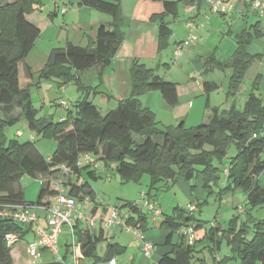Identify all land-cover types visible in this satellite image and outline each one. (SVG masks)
Segmentation results:
<instances>
[{"label": "trees", "instance_id": "trees-1", "mask_svg": "<svg viewBox=\"0 0 264 264\" xmlns=\"http://www.w3.org/2000/svg\"><path fill=\"white\" fill-rule=\"evenodd\" d=\"M159 1L164 10L153 14L150 21L159 23L160 49H164L172 34L166 18H177L181 3L200 5L202 0ZM80 4L112 15L111 26L101 25L95 42L88 47L68 44L63 48H54L40 79H57L62 85L74 83L84 93H98L96 89L86 87L78 73L98 67L99 77L102 78L124 39L122 6L120 0H81ZM42 6V0H0V207L8 203L35 206L37 209L48 207L52 203L50 198L58 194L51 181L59 176L62 165L72 171V177L64 183L66 193L76 199H82L84 195L94 199L88 181H78L83 171H88L89 178L95 179V172L89 170L88 165H78L86 154L96 156L108 168L115 164L114 171L122 183H140L147 174L150 183L146 193L151 200H155L153 191H166L181 177L191 182L201 175L203 189L208 195L213 194L216 187H220V199L231 191L241 190L246 194L247 204L264 206V184L260 180V175L264 173V102L255 91L248 95L242 110L235 105L229 110L211 107V118L207 122L192 127H186L184 122L161 126L156 114L141 104L139 96L148 91H159L164 100L174 107L179 102L178 84L166 80L155 69L134 58L130 68L131 95L119 99L116 108L103 113L92 101L83 99L67 108L61 121H54L49 115L39 117L31 94L34 86L32 72L25 58L40 36V29L26 16ZM263 35L259 22L235 34L237 47L231 57L215 63L216 66L233 68L227 99L236 96L251 64L260 57L251 55L248 46L254 38ZM215 60V56L209 57L210 63ZM23 68L26 83L22 81ZM218 88L215 83H204L208 94ZM207 106L209 108V103ZM21 117L30 130L56 139L57 146L52 156L46 157L31 139L22 140L21 136L7 138V127L16 124ZM232 145H235L237 153L228 158ZM25 175L41 177L45 181L36 202L26 201L24 191L17 188ZM191 186L195 188V184ZM207 201L204 199L196 203L198 209ZM123 206L132 213L127 222L144 233L150 223L148 214L136 201H127ZM244 211L247 214L245 221L241 222L235 216L226 229L211 226L199 238L197 231L208 227L206 222L197 219L195 212L189 209L175 208L161 221V227L170 231L167 243L172 244L174 232L191 225L195 226V241L190 244L187 236L180 233L179 241L172 244L171 252L163 255L159 264H223L226 259H235L238 264H264V217L255 218L246 209ZM82 222L75 220L73 227H69L70 234L73 231L78 261L83 264H108L124 253L125 247L109 243L105 255L99 256L97 247L102 233L96 234L88 227H81ZM33 227V224H20L0 216V264H14L13 248L7 246L6 234L15 232L24 238ZM71 240L65 243L70 253ZM225 240L231 248V255L219 258ZM205 241L208 243L199 249V242ZM205 250L212 255L211 262L199 256ZM62 256L67 261L66 255ZM50 264L65 263L57 260Z\"/></svg>", "mask_w": 264, "mask_h": 264}, {"label": "crops", "instance_id": "crops-1", "mask_svg": "<svg viewBox=\"0 0 264 264\" xmlns=\"http://www.w3.org/2000/svg\"><path fill=\"white\" fill-rule=\"evenodd\" d=\"M13 1L15 0H8V2ZM225 1L234 5L230 13L217 14L212 12L207 0H202L200 5L181 3L179 16L177 18H172V16L166 18L172 34L167 47L160 49L159 23L150 21V17L164 10L162 2L159 0H120L122 6L121 28L124 31V39L112 62L105 68L101 79L98 67H92L78 73L82 83L88 88L96 89L98 93L94 91L84 93L74 83L62 85L59 84L57 79H51L48 81L52 82V84L54 83L59 92V96L53 98L54 106L67 109L62 105V101H66L63 97L67 94L70 86H72L71 84H74L77 89V102L88 99L96 104L103 113L116 108L119 99H124L131 95L132 77L130 68L134 58L140 59L148 68L155 69L166 80L178 84L179 102L174 107L164 100L159 91H148L139 96L141 104L144 107L150 108L156 114V119L161 126L178 125L184 122L186 127H192L207 122L211 118V107L229 110L232 105H235L238 109L242 110L248 95L252 91H255L264 102V35L254 38L249 44L248 52L251 55H260V57L251 64L236 96L229 99L226 97L233 68L216 66L215 63L224 62L231 57L237 47L235 34L258 22L264 33V14L252 10V0ZM42 2L43 6L39 10L26 16L31 23L40 29V36L25 58V63L32 72V82L34 86L40 89L42 88L41 71L45 67L49 54L54 48H63L68 44L88 47L91 43L95 42L99 27L101 25L110 27L113 21L112 15L86 5H81V0H59L58 5L54 0H42ZM63 8H66V12H62ZM187 21L195 22L196 29L194 34L198 40L186 48L181 56L177 57L175 55L177 44L185 40L190 32L186 25ZM212 55L216 59L214 63L209 62V57ZM21 74L23 83H26L24 68ZM205 82L215 83L219 85V88L208 94L204 89ZM52 87L53 85L49 86L47 90H51ZM109 95L112 97L110 98ZM67 103L71 107V103L68 101ZM208 103L209 108L207 106ZM51 113L52 110H50L49 114ZM55 113L57 112L55 111L53 115ZM58 115H60L58 121H61L65 117L64 114ZM18 132L16 136H18ZM30 137L33 140L34 136L31 135ZM100 163V167L98 168H89V170H94L95 179L107 177L111 181L114 176H118L114 168H108L102 161ZM87 172L83 171L82 178L78 181L80 183L83 180L88 181L95 198L92 199L91 196L84 195L82 199L77 198V200L81 210L88 209V214L99 217L106 212L109 206L102 200L98 201L97 192L91 182L92 178H89ZM226 174L227 171L225 170L224 175L226 176ZM195 179L196 184L194 189L191 186L192 181L189 182L181 177L174 185L167 188L166 191L152 192V195L155 197L154 201L163 210V215L157 221L150 220L148 228L144 232L145 237L154 243V251L150 256L145 255L142 248L143 243L132 232L126 231L122 227L106 228L101 222H96L94 225L87 223L89 225L88 228L93 233H102L101 241H106L104 242L105 248L109 243H119L125 247L124 253L115 257L116 264H159L161 257L170 253L172 244L177 243L180 238V232L176 231L172 235V244L167 243L170 231L161 227V221L167 214L165 208H163V202L159 200V195L161 192H168L177 188L183 192L185 199L188 201V206L183 204L182 201L184 199L176 201V198L170 197L169 205L176 203V206L172 209V213L175 208L189 209L192 203H199L204 200L203 194L205 191L202 188V176L198 175ZM73 180L77 181V178L74 177ZM149 183L147 191L149 190ZM169 183L171 184V181ZM20 187L19 183L17 188L21 189L22 187ZM147 191L144 190L143 192ZM226 195L222 199L225 200ZM237 199V193H233L229 197L228 205L238 211V214H241L245 211L237 204ZM50 200L53 202L54 197H51ZM164 207L169 206L165 205ZM143 209L148 214V211L145 208ZM201 209L202 207H199L198 212ZM121 211L127 217H130L132 214L128 208L126 210L121 208ZM36 213L39 216L41 225L46 226L44 209L39 208L36 210ZM84 223L86 222H82V224ZM217 223L215 221L211 226H216ZM82 224L81 227H83ZM218 224L217 226H221V229L227 228L225 224L224 226L220 222ZM206 228L210 227L198 229L197 236L199 238L204 236ZM69 233H71L70 230H67V232L63 230L62 235L68 236ZM131 234H133V237L128 238ZM27 235L32 236L28 243L34 241L35 226ZM70 235L72 237V234ZM67 241L65 240V243ZM207 243L205 241L201 244L204 246ZM60 245L65 246L63 243ZM64 246L60 248V252L62 255H66L67 262L70 263L72 254ZM27 250L24 246L12 249L14 264H50L58 260L52 252L44 250L42 256L32 262L28 257ZM97 254L101 256L98 247ZM218 257L220 258L219 254Z\"/></svg>", "mask_w": 264, "mask_h": 264}, {"label": "rangeland", "instance_id": "rangeland-1", "mask_svg": "<svg viewBox=\"0 0 264 264\" xmlns=\"http://www.w3.org/2000/svg\"><path fill=\"white\" fill-rule=\"evenodd\" d=\"M8 1V0H7ZM53 85L51 90H47L49 86ZM67 94L63 97L66 101L71 103V106L73 107L77 102V89L74 86V84H71ZM31 94H32V100L34 106L39 110L38 116L39 117H46V116H54V121L59 120L58 114H64L66 115V109L55 107L53 104V98L55 96H59L58 89L55 87V84L48 80H42V88L33 86L31 88ZM50 110H52V113L49 114ZM57 112L54 114V112ZM47 114V115H46ZM18 130H21L23 132V136L20 137L22 140H28L30 139L31 135L34 136L33 142L36 144V146L39 148V150L46 156L50 157L55 152L57 141L54 137H44L42 134H39L36 131L30 130L28 127L26 121L23 117L20 118V120L12 125L7 127L6 129V135L8 139L15 138L16 133ZM237 153L235 145H232L229 149L228 158L234 157ZM262 159L264 160V153L262 155ZM83 160V158H82ZM227 161V158L226 160ZM263 175V177H262ZM144 178L141 179L140 183L136 182H128V183H121L122 181L119 179L118 176H114L111 181L107 179V177L104 178H98V179H91L92 185L97 192V198L98 201L102 200L107 204L108 206H118L122 207V209H127V207H124L123 205L127 201H138L141 198V192L144 190L147 191L148 183H149V176L145 174L143 176ZM261 183L264 184V173L260 175ZM192 184H196V179H193L191 182ZM45 184V181L43 178L38 177L34 178L29 175H25L22 180L20 181L21 189L25 193V200L28 202H36L38 200L39 194ZM203 188V186H202ZM220 190V187L215 188V192L211 195H208L206 192L203 194V199H207V203L203 204L201 211L195 212V217L199 219L202 222H206V225L208 227H211V224L215 221L222 226L224 224L227 226L231 219H233L235 216L240 218V221H245L247 218V214L244 212L241 214H238V211H236L234 208H231L229 203V197L233 193H237L238 199L237 204L240 205L243 209H246L248 212L253 215L255 218H263L264 217V206H253L250 204H247V197L244 191L237 190L236 192L231 191L226 195L225 200L219 198L218 192ZM176 193V195H175ZM170 197L176 198L175 200L178 201L183 200V204H187V200L185 199V196L183 195V192H181L179 189L174 188L171 191L168 192H161L159 195V200L163 202V208L166 210V214L170 215L172 213V209L174 206H176V203L169 205V199ZM175 201V202H176ZM224 201V202H223ZM169 207H164V206ZM171 206V207H170ZM87 215L88 209L84 210ZM217 223V225H219ZM83 227H89L87 223L82 224ZM69 230V226L64 227V231L67 232ZM251 236V235H250ZM61 243L65 244V240H71L70 233L68 236L61 235ZM133 237V234L129 235L128 238ZM32 236L27 235L26 237L22 238L20 242L14 247V249L19 248L20 246H24L28 249L29 243L28 241L31 240ZM104 241H101L98 246V251L101 254V256H104L106 253V248L104 245ZM64 245H60V248H62ZM203 245L199 242L198 248L200 249ZM65 247V246H64ZM28 257L30 258V261H34L33 257L29 255V250H27ZM99 255V254H98ZM220 258H224L227 255H231V248L227 244V241L225 240L222 243V247L219 251ZM199 256L204 257L208 262L212 261V255L209 253V251L205 250L203 253H200ZM72 255L71 260L69 261L72 263ZM223 264H238L237 260L235 259H226Z\"/></svg>", "mask_w": 264, "mask_h": 264}, {"label": "built area", "instance_id": "built-area-1", "mask_svg": "<svg viewBox=\"0 0 264 264\" xmlns=\"http://www.w3.org/2000/svg\"><path fill=\"white\" fill-rule=\"evenodd\" d=\"M58 5L59 0H54ZM207 3L214 13H230L234 5L227 3L225 0H207ZM251 8L254 11H259L264 14V0H252ZM62 12H66V8L62 9ZM187 27L190 32L188 37L177 44L175 48V55L177 57L184 53V50L191 44L195 43L198 38L194 34L196 24L194 21H187ZM62 105L66 108L69 107L67 101H62ZM257 134H254L256 136ZM18 136H22V132H18ZM83 158V160H82ZM79 160L78 165H88L91 169L100 167V161L96 156L92 154H86ZM112 168L115 164L111 165ZM61 172L59 176L53 178L51 185L53 188L58 190V194L54 196V201L48 207H40L44 209L46 226H42L39 221V216L36 213L37 208L30 205H16V204H5L0 207V216L8 218L14 222L20 224H33L35 226V239L29 243L28 250L31 257L38 259L42 256L44 250L52 252L59 261L65 264H70L63 259L60 252V239L63 233L64 227L69 226L70 228L74 225V220H80L90 225H94L96 222H101L104 227L111 228L115 226L122 227L124 230L132 232L142 243L143 251L145 255L150 256L154 251V243L148 240L144 233L137 227L127 222L128 217L122 214L121 209L118 206H109L104 214L99 217L86 215L79 206V202L75 197L69 196L65 189L64 183L72 177V171L66 165L60 167ZM88 200V199H87ZM139 207H143L148 211L149 219L151 221H157L162 215L163 210L154 200H151L146 192H143L141 198L136 201ZM198 209L196 203H192L189 207L191 212H196ZM180 233L185 234L190 244L195 241V226L191 225L188 227H182L179 230ZM22 239L19 233L9 232L5 236V240L8 247L14 248L18 242ZM72 264H83L77 259L76 244L72 231ZM108 264H116V260L112 259Z\"/></svg>", "mask_w": 264, "mask_h": 264}]
</instances>
